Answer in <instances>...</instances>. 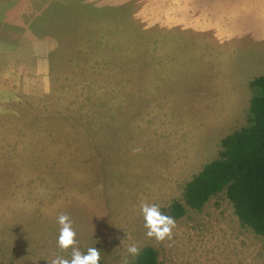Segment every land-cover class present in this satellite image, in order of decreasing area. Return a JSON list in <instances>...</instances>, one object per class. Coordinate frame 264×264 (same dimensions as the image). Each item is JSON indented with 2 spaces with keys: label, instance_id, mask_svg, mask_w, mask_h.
I'll return each instance as SVG.
<instances>
[{
  "label": "rangeland",
  "instance_id": "rangeland-1",
  "mask_svg": "<svg viewBox=\"0 0 264 264\" xmlns=\"http://www.w3.org/2000/svg\"><path fill=\"white\" fill-rule=\"evenodd\" d=\"M259 75L264 0L0 3V264L70 258L60 213L104 264H133V243L161 264H264L224 193L187 206L163 243L140 210L185 202Z\"/></svg>",
  "mask_w": 264,
  "mask_h": 264
},
{
  "label": "trees",
  "instance_id": "trees-1",
  "mask_svg": "<svg viewBox=\"0 0 264 264\" xmlns=\"http://www.w3.org/2000/svg\"><path fill=\"white\" fill-rule=\"evenodd\" d=\"M0 1L3 5L17 0ZM250 84L253 95L246 123L222 138L217 156L186 184L185 202H174L167 215L181 218L187 206L201 210L211 198L224 193L241 225L264 237V75ZM133 264H161L158 250L146 246Z\"/></svg>",
  "mask_w": 264,
  "mask_h": 264
},
{
  "label": "clouds",
  "instance_id": "clouds-1",
  "mask_svg": "<svg viewBox=\"0 0 264 264\" xmlns=\"http://www.w3.org/2000/svg\"><path fill=\"white\" fill-rule=\"evenodd\" d=\"M134 151H140V149L137 148ZM140 210L144 219L145 235L148 239H154L157 243L172 241L173 229L176 227L174 217L161 212L160 205L154 203L141 202ZM57 223L59 225L57 246L62 251L71 249V256L70 258L55 256L48 261V264H100V249L93 246L87 248L86 252H82L77 246V234L73 228V221L67 213H60ZM140 251V247L135 243L127 248V252L133 257L138 256Z\"/></svg>",
  "mask_w": 264,
  "mask_h": 264
}]
</instances>
